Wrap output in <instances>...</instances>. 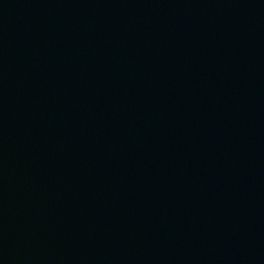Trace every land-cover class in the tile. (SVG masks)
Returning a JSON list of instances; mask_svg holds the SVG:
<instances>
[{
  "label": "water",
  "instance_id": "water-1",
  "mask_svg": "<svg viewBox=\"0 0 264 264\" xmlns=\"http://www.w3.org/2000/svg\"><path fill=\"white\" fill-rule=\"evenodd\" d=\"M0 264H264V0H0Z\"/></svg>",
  "mask_w": 264,
  "mask_h": 264
}]
</instances>
